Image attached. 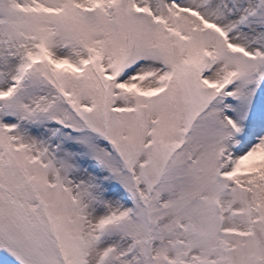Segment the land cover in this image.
Here are the masks:
<instances>
[{"label": "snow or ice", "instance_id": "1", "mask_svg": "<svg viewBox=\"0 0 264 264\" xmlns=\"http://www.w3.org/2000/svg\"><path fill=\"white\" fill-rule=\"evenodd\" d=\"M0 264H264V0H0Z\"/></svg>", "mask_w": 264, "mask_h": 264}]
</instances>
